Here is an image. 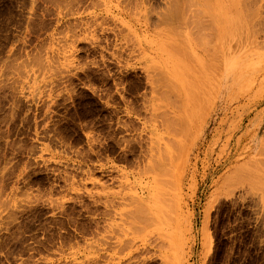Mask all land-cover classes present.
Wrapping results in <instances>:
<instances>
[{"label": "rangeland", "instance_id": "obj_1", "mask_svg": "<svg viewBox=\"0 0 264 264\" xmlns=\"http://www.w3.org/2000/svg\"><path fill=\"white\" fill-rule=\"evenodd\" d=\"M185 1L0 0V264H264V0Z\"/></svg>", "mask_w": 264, "mask_h": 264}, {"label": "bare ground", "instance_id": "obj_2", "mask_svg": "<svg viewBox=\"0 0 264 264\" xmlns=\"http://www.w3.org/2000/svg\"><path fill=\"white\" fill-rule=\"evenodd\" d=\"M147 1H151V0H147ZM174 1H175V0H174ZM186 1H187V0H186ZM186 1H185V2H186ZM205 1H206V0H205ZM244 1H246V0H244ZM145 2H146V1H145ZM149 3H150V2H149ZM177 3H179V2H177ZM182 3H183V2H182ZM241 3H242V2H241ZM190 4H192V3H190ZM205 4H206V3H205ZM175 5H176V4H175ZM175 5H174V6H175ZM194 5H195V4H194ZM194 5H193V6H194ZM171 6H173V5H171ZM178 6L180 7V5H178ZM195 6H196V5H195ZM195 6H194V7H195ZM186 8H187V7H186ZM176 9H177V8H176ZM152 10H153V9H152ZM178 10H179V9H178ZM178 10H177V11H178ZM189 10H190V9H189ZM186 12H187V11H186ZM246 14H247V13H246ZM165 15H166V13H165ZM184 15H185V14H184ZM190 15H191V14H190ZM197 17H198V16H197ZM184 19H185V18H184ZM146 21H148V20H146ZM175 21H176V20H175ZM148 22H150V21H148ZM194 23H195V22H194ZM168 24H169V23H168ZM183 24H184V23H183ZM173 25H174V24H173ZM180 25H181V24H180ZM189 25H190V24H189ZM211 25H212V24H211ZM153 26H154V25H153ZM190 26H191V25H190ZM212 26H213V25H212ZM177 27H178V26H177ZM179 27H180V26H179ZM193 27H194V26H193ZM210 28L212 29V27H210ZM195 29H196V28H195ZM200 29H201V28H200ZM211 29H210V30H211ZM213 29H214V28H213ZM213 29H212V30H213ZM198 31H199V30H198ZM213 31H214V30H213ZM199 32H200V31H199ZM201 32H202V31H201ZM197 33H198V32H197ZM202 33H204V32H202ZM212 33H213V32H212ZM195 34H196V33H195ZM198 34H199V33H198ZM209 34H210V33H209ZM243 34H244V33H243ZM191 35H192V34H191ZM203 35H204V34H203ZM205 35H206V34H205ZM212 35H213V34H212ZM214 35H215V33H214ZM191 37H192V36H191ZM199 37H200V36H199ZM203 37H205V36H203ZM206 38H207V37H206ZM209 38H210V37H209ZM216 38H217V37H216ZM201 40H202V39H201ZM203 40H205V39H203ZM210 40H211V39H210ZM242 40H243V39H242ZM208 41H209V39H208ZM215 43H216V42H215ZM209 45H210V44H208V46H209ZM174 53H175V52H174ZM176 53H177V52H176ZM167 84H168V83H167ZM167 84H166V85H167ZM171 84H174V83L172 82ZM166 85H165V86H166ZM175 85H176V84H175ZM175 85H174V86H175ZM176 87H177V85H176ZM166 88H167V87H166ZM168 88H170V87H168ZM174 88H175V87H174ZM165 91H166V90H165ZM165 91H164V92H165ZM168 91H169V90H168ZM164 92H163V93H164ZM170 92H171V91H170ZM163 93H162V96H163ZM172 93H173V92H172ZM165 94H166V93H165ZM173 94H174V93H173ZM165 96H166V95H165ZM165 98H166V97H165ZM176 104H177V103H176ZM181 121H182V120H181ZM170 140H171V139H170ZM167 141H168V140H167ZM170 142H171V141H170ZM174 143H175V141H173V142H171V144H169V145L171 146V148L174 147V146H176V145H174ZM172 144H173L174 146H173ZM175 144H176V143H175ZM178 145H179V144H178ZM183 146H185V145H183ZM176 148H178V147H175V149H176ZM162 149H163V148H162ZM172 149H173V148H172ZM176 150H177V149H176ZM161 151H163V150H160V152H161ZM155 152L158 154L157 151H155ZM172 152H173V151H172ZM176 152H177V151H176ZM148 153H149V152H148ZM156 153H155V154H156ZM160 154H161V153H160ZM163 154H164V153H163ZM171 154H172V153H171ZM153 156H155V155H153ZM161 156H162V155H161ZM173 156H174V155H173ZM154 158H155V157H154ZM162 158H163V157H162ZM172 159H173L172 162H174V159H175V158L172 157ZM165 160H166V162H167V159H165ZM155 161H156V159H155ZM153 162H154V161H153ZM150 163H151V162H150ZM156 163H157V162H156ZM159 163H160V162H159ZM159 163H158V164H159ZM151 166H152V165H151ZM153 166H154V165H153ZM163 166H164V165H163ZM148 167H149V166H148ZM164 169H165V168H164ZM148 172H150V171H148ZM165 172H166V171H165ZM145 173H146V172H145ZM151 173H152V172H151ZM167 173H169V172H167ZM170 173H171V171H170ZM169 175H170V174H169ZM169 175H168V176H169ZM157 183H158V182H157ZM141 219H142V218H141ZM147 221H148V219L146 220V222H147ZM148 222H149V221H148ZM145 224H146V223H145ZM147 224H148V223H147ZM148 225H149V224H148Z\"/></svg>", "mask_w": 264, "mask_h": 264}]
</instances>
